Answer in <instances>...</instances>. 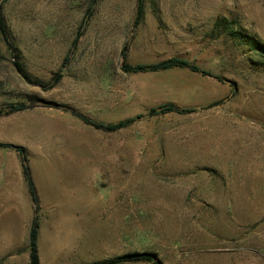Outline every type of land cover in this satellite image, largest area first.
I'll return each instance as SVG.
<instances>
[{
    "label": "rangeland",
    "instance_id": "rangeland-1",
    "mask_svg": "<svg viewBox=\"0 0 264 264\" xmlns=\"http://www.w3.org/2000/svg\"><path fill=\"white\" fill-rule=\"evenodd\" d=\"M93 2L0 5L10 44L46 86L20 78L0 36V143L23 148L38 199L34 214L20 154L0 148V264H29L34 215L40 264L134 253L264 264V0H143L138 26L137 0H99L63 67ZM126 44L129 65L178 57L223 81L125 73ZM13 103L27 109L9 114ZM165 103L195 111L146 117ZM70 110L103 124L144 118L107 133Z\"/></svg>",
    "mask_w": 264,
    "mask_h": 264
},
{
    "label": "trees",
    "instance_id": "trees-1",
    "mask_svg": "<svg viewBox=\"0 0 264 264\" xmlns=\"http://www.w3.org/2000/svg\"><path fill=\"white\" fill-rule=\"evenodd\" d=\"M98 2H99V0H94L92 6H90L88 8V10L86 11V13H85V15L81 21V24L78 28V31L76 33V36L72 42L71 49L69 50L67 56L64 58V62L62 65L63 67L65 66V64H67L69 62V59L73 53L74 47L76 46L78 40L82 36L84 29H85V26L93 14L94 6ZM143 8H144L143 0H137L136 19L134 22L135 26H138L140 21H141L142 14H143ZM0 36H1L4 44L6 45V47L9 50V53H10V56L12 59V65H13L16 73L20 76V78L28 84H34V85L41 86L42 88H46V86L43 83H41L40 81L31 77V75L27 72L25 66L23 65V63L20 59L19 51L17 49H15L10 44V42L8 40V31H7V28H6V25L4 22V18L2 16L1 12H0ZM127 49H128V44H126L123 47V49L121 50L120 54H121V57L123 58V60L125 59ZM121 69L125 73H133V74H137V73H158V72H166V71L175 70V69H185V70H188L194 74H199V75L204 76V77H213L220 82L223 81L222 78L212 75V73L201 69L196 64L191 63L186 59L178 58V57H172V58H169L167 60L160 61V62H157L154 64H139V65H134V66L129 65L125 62H122ZM61 77H62V75L60 72L56 73L52 79V82L48 85L49 89L56 86V84L59 82ZM217 105H219V103H212V104L208 105L206 108H211V107H214ZM26 109H27V106L25 104H21V103H18V104L13 103V104L8 105V113L9 114L21 112V111L26 110ZM194 111H195L194 109H190V108H180V107L176 106L174 103H165V104H162L156 108H151L148 111V114L146 115V117L161 116V115H166V114H170V113L186 115V114H191ZM70 113L74 117L78 118L85 125L91 126V127L95 128L96 130H101V131L107 132V133H115V132H118L122 129H126V128L130 127L131 125H133L136 121L144 118L143 115H138L135 118H128L125 120L118 121L116 123L103 124V123L93 121L90 118H88V117H86L80 113H77L73 110H70ZM7 147L13 148L12 145L0 143V148H7ZM13 149H15L21 156L23 178H24V181L26 183L27 190H28L29 196L31 198V201L37 207V204H38L37 194H36V190H35L32 178H31L29 167L27 165V161H26L25 156H24V150L22 147H19V146L15 147ZM39 228H40L39 219L36 215H34L32 222H31L29 234H28L29 264H40L39 256H38V247H37ZM140 261L149 262L150 264H161L158 260H156L154 258V256L152 254H148V253L126 254V255L118 256V257L110 259V260L95 262L93 264H120V263H130V262H140Z\"/></svg>",
    "mask_w": 264,
    "mask_h": 264
},
{
    "label": "water",
    "instance_id": "water-1",
    "mask_svg": "<svg viewBox=\"0 0 264 264\" xmlns=\"http://www.w3.org/2000/svg\"><path fill=\"white\" fill-rule=\"evenodd\" d=\"M3 2V0H0V5H1V3ZM122 62H123V58L121 57V62H120V65H122ZM226 83H229V81H225ZM13 146V145H12ZM15 147H17V146H13V148H15ZM36 206L34 205L33 206V210H34V214H36Z\"/></svg>",
    "mask_w": 264,
    "mask_h": 264
},
{
    "label": "crops",
    "instance_id": "crops-1",
    "mask_svg": "<svg viewBox=\"0 0 264 264\" xmlns=\"http://www.w3.org/2000/svg\"><path fill=\"white\" fill-rule=\"evenodd\" d=\"M171 71V70H170ZM167 72V71H166ZM95 221L99 222V221H103V219H101V217H95L94 219ZM40 228H41V225H40ZM40 228H39V234H40ZM110 228V227H109ZM116 258V257H115ZM110 260V259H108ZM120 264H123V263H120Z\"/></svg>",
    "mask_w": 264,
    "mask_h": 264
}]
</instances>
